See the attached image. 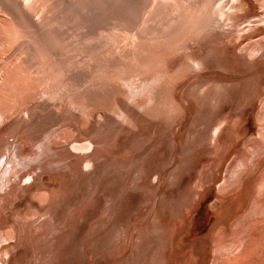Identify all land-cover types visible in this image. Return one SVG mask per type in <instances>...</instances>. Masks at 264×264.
Instances as JSON below:
<instances>
[{"label": "bare ground", "instance_id": "6f19581e", "mask_svg": "<svg viewBox=\"0 0 264 264\" xmlns=\"http://www.w3.org/2000/svg\"><path fill=\"white\" fill-rule=\"evenodd\" d=\"M122 1L125 3L122 4ZM237 1L0 0V175L5 171V176H0V242L8 244L10 239L18 237L17 245L19 243H22V246L26 245L22 248L24 253L27 250L32 253L39 251L33 254L31 264H66L65 253L68 250L66 239L70 234H76L81 229L83 223H79V220L91 209L85 204L74 210L72 222H68L63 229L53 226L58 219L52 212L43 218L31 219L29 225L35 228L39 226L43 230L47 227V234H42L46 236L44 243L41 239L31 241L26 230V216L31 215L33 211V201L28 206V209L32 210L30 213L26 215H21L22 212L18 213L16 220H10L6 215L12 201L14 199L19 201L21 195L26 192L27 186L36 184L41 187L42 190L40 189L41 191L36 193L35 199L33 197L32 200H38L41 204L40 210H44L53 205L60 191L65 193L73 182L83 183L85 178L92 184L90 195H93L98 183L97 170L101 173L106 167L114 171L117 166H123L127 173H130L128 163L117 161L114 157L116 148L122 141V133L126 130L135 131L137 125L147 117L148 112L158 114L174 111V114L177 112L179 119L183 120L184 107H181L179 97L175 98L173 92L184 85L190 77L194 79L193 85L196 89L193 90H197L200 85L211 86L202 94L196 95L194 100L188 96L189 88L182 89L181 97L184 101L187 99V102L183 101L184 106L188 105L189 108L190 105L191 112L195 109L196 121L207 114L205 120L216 123L214 127L221 123L220 110L224 106V103L217 102V99L232 95L236 96L234 98L238 101L240 99L246 101L252 97L250 92L252 87L246 84V80L240 78L245 73L264 69V58H262L264 41L261 39L249 41L241 48L239 55L243 60L239 64L228 58L226 44L230 45L233 40L236 43L238 40L236 35H241L248 27L261 22L262 18L252 21L254 17H251L252 13L249 11L246 15L242 9L237 14H233L230 9ZM257 1L261 2L260 8L264 10V0ZM240 3L246 2L240 0ZM53 10L56 13L67 14L62 21L60 14V17L57 16L62 23L56 21V14L53 15L54 18L48 16ZM68 14L74 20L71 24L70 21L68 24L66 22L72 20L68 18L70 17ZM64 20L66 24L65 22L63 24ZM14 28L20 30L15 31ZM73 34L79 39L77 43L69 41V35L72 37ZM24 37L27 39H23ZM14 43L16 45L10 48L9 44ZM212 45L216 47L211 49ZM205 48L206 53H204ZM215 49L217 50L213 51ZM16 50H20V58L23 61H17L18 64L15 63L11 72L4 71L5 60L12 57V52ZM35 61L38 67L34 69L35 65L32 63H36ZM215 69L225 72L224 77L234 75L235 79L231 84L220 83L217 80L220 76L218 73H212L204 78ZM47 71L52 72L51 78L46 77ZM29 72L31 74H28ZM55 74L59 77H54ZM250 79L255 81L253 88H257L258 91L264 86V72H258L247 80ZM29 82L38 84V88L35 89L39 95L38 99L26 86ZM8 87L10 89H7ZM215 87H219L220 92L218 90L214 92ZM148 88L146 94H139ZM13 90L20 93L19 98L26 100L22 108L11 105L12 102H16L10 100ZM137 94L138 97L129 103V100ZM212 101L215 109L208 111ZM98 110L104 111L107 117L111 115V118L107 119L104 116L98 119L97 121H101L96 127L93 123L96 122L95 115ZM138 110H143L140 116ZM80 122L84 123L83 131L78 128ZM169 126L170 132L175 135L176 130L170 124ZM195 128H192L191 135L199 136V139L192 142V146H197L203 132V129ZM209 129L211 130L212 127ZM177 130L181 131V123L177 126ZM214 130L213 128L210 131L212 135ZM96 131L98 137H90ZM263 134L260 131L258 137L246 143L261 144ZM10 138H13L12 143L9 141ZM134 145L128 147L126 152L133 150L141 152L149 146L151 149L153 138L146 139L144 136L136 138ZM189 146L184 148L180 156L179 167L170 174L174 179L169 182L170 185L176 184L185 170L190 167L188 166ZM164 149V144L158 146L153 157L140 166L138 179L141 181L138 185L128 187L132 185V178L128 175L127 180H130L131 184L123 183L125 189L120 190L119 196L125 195V197L120 199L118 214L120 206L133 193L141 190L140 196L149 197L155 186H158L162 168L158 166L155 170L150 167L156 155ZM260 152L264 156L263 151ZM23 155L28 159L21 164ZM258 156L260 157L261 154ZM248 158L250 160V157ZM254 161L252 160L251 165L256 164ZM19 166L24 169L18 170ZM260 167L261 165L258 168L246 169L238 182L237 187H240L238 191L244 187L242 184L246 182L247 177ZM50 174H56L55 178L60 185L58 191L45 189L43 176ZM153 177L157 179L152 183ZM209 177L210 173L207 171L200 179L198 187L202 188ZM233 184L232 182L231 185ZM237 187L229 192L227 187L220 186L219 194L234 196ZM254 192L257 198L255 202L252 201L254 203L249 211L229 227L228 233L236 239L230 237L226 241L225 237L228 233L226 235L225 230L215 233L213 247L217 256L215 258L213 256L212 264H264L262 255L264 252L261 250V247H264V221H258L264 218V202L262 200L258 202L259 195L262 194L264 197V174L255 179ZM153 197L154 204L149 207L148 217L155 214L159 193H153ZM192 199L201 200L200 192H196ZM12 208L16 206L13 205ZM73 208L69 210L71 213ZM5 225H7L6 230H3ZM234 228L238 231H233ZM241 228L243 229L239 230ZM50 235L51 238L48 239ZM166 240L171 241V236ZM89 245L90 243L83 245L87 247L82 252L80 248L75 251L78 258L82 264H100V258L94 262L100 248L96 250ZM172 248L175 249L174 246ZM89 254H91L90 258H86ZM12 255L11 252L9 256H5L2 252L0 264H8ZM183 255L185 256L181 260L184 259L185 262L181 264H199L196 253L187 252ZM165 261L170 264L167 257Z\"/></svg>", "mask_w": 264, "mask_h": 264}, {"label": "rangeland", "instance_id": "374dc122", "mask_svg": "<svg viewBox=\"0 0 264 264\" xmlns=\"http://www.w3.org/2000/svg\"><path fill=\"white\" fill-rule=\"evenodd\" d=\"M245 2L246 3L241 4L240 0H238L231 7L232 9H230V11H232L233 14H237L238 11L242 9L246 12V15H248L247 12L250 11L252 13L251 17L254 16L252 21H256L259 18V20L262 18V21L252 25L253 28L248 27L241 35H236L238 39L236 43H234L233 40L230 45L226 44V50H228L229 53L228 58L235 64H239L240 61L243 60L239 55V52L249 41H257L260 39L264 41V10L260 8L261 2H258L257 0H245ZM121 3L124 4L125 2L122 1ZM65 14L66 13L60 12L56 13V11L53 10L49 12L48 16L51 17L55 15V19H57L58 16L62 21L66 18L64 16L67 14ZM51 18H54V16ZM68 18L72 20H65H67V24L69 21V24H71L74 20L71 16ZM65 20L63 21V24ZM56 21L62 23L60 22V19H57ZM64 28L66 29V27ZM14 30L19 31L20 29L14 28ZM71 34L72 33H70V35ZM74 34L72 37L69 35V41L71 43H74V41L77 43L79 41L78 37H76L78 34L76 33V36ZM23 39L27 38L24 37ZM9 45L10 48H13L16 44L14 43ZM81 46H83V44ZM214 47H216V45H212L211 49H214ZM206 48L204 53H206V50L208 49ZM20 50L12 52V57L5 60V66L3 68L4 71L9 70V72H11L15 63L18 64L17 61L22 60V58H20ZM216 50L217 49L213 51ZM208 52L210 51H207V53ZM215 54L216 53H214V55ZM33 63L32 65H35L33 66L34 69L35 67H38L37 62ZM32 70L33 69H31V71ZM187 70L189 71L188 67ZM47 72L49 75L46 74V77L51 78L52 72ZM258 72L263 73L264 69L253 73H245L240 78L241 80H246V84L249 87H252V90H250L252 97L250 99L246 101L240 99L238 101L234 98L236 96L232 95L219 98V100L217 99V102L222 101L224 103V109L222 108V110H220L221 123L219 126L217 125V127H214L216 123L205 120L207 114H205L204 118L201 120L196 121L195 109L191 112L190 105L189 108L188 105L184 106V100L181 97L183 91L182 89L189 88L191 93L189 92L188 96L190 99L194 100L196 95L202 94L207 87L211 86L208 85L202 87V85H200L199 88L202 87L200 91L198 87L197 90H193L196 89L193 85L194 79L190 77L184 85L176 88L173 92L175 98L179 97V102L182 104L181 107H184L183 109L185 111L182 113L185 117L183 120L179 119L180 116H178L177 112H175V116L174 111H172L173 113L170 111L168 113L158 114L148 112L146 115L147 117H144L141 123L137 125L135 131L126 130L122 133V141L118 148H116V154H114V157L117 161L127 162L130 173H127L123 166H117L118 168L116 167L114 171H112V169H108V167L104 168V170L102 169L101 173L97 170L96 172L99 174L97 177L98 183L97 187L94 189L93 195H90L92 184L89 179L85 178L83 183L80 182L78 184V181L73 182V185L70 186L65 193L60 191L53 205L46 207L44 210H40L41 204L38 200H32L33 197L35 199V194L42 190L41 187L36 184H30L27 186L28 188L26 192L21 195L19 201H16V199L12 201L13 203H11V206L7 209L6 215L10 220H16L18 213L22 212L21 215H26L33 210L31 215L29 214L30 216H26L27 234L31 241H38L41 239L44 243L46 236L42 234H47V227L43 230L39 226L35 228L34 226L29 225V221L31 219L37 217L43 218L48 213L52 212L58 219L55 221L53 226L63 229L66 224L68 225V222H72L73 211L77 208L79 209L85 204H88L91 211L79 220V223H83V226H81V229L76 234L72 233L66 239L68 247V250L65 253L66 264H82L75 251L80 248V251L82 252L84 248L87 247H83V245L88 243H90L89 247L91 248L96 250L100 248L99 254L94 258V262L100 258V264H167L165 261L166 257L170 264H181L182 262H185V260L183 259L182 261L181 258L184 257L185 255L183 254H187V252L196 253V260L199 264H212L213 259L217 256L213 247L215 233H220L222 230H225L227 235L230 225L235 223L244 213L249 211L252 203H254L257 198V195L254 192L255 179L260 176L262 177L264 174V156L262 152H260L262 150L264 153V138L263 140H260L261 144H253L252 142H249V144L246 143L249 140H253V138L258 137L260 131L262 134L264 133V120L261 121L264 119V86H262L260 91H258L257 88H253L255 81L251 79L247 80L248 78L256 75ZM212 73L220 74V76L217 77V80L220 83L228 82L231 84V82L235 79L234 75L224 77L225 72H221V70L218 69L206 74L204 78L209 77ZM28 74H31V72ZM54 77L59 76L56 75ZM26 86H28L31 93L35 95L36 99H38L39 95L37 94V90H35L38 88V84L29 82ZM243 88H245V86ZM7 89H10V87ZM214 89H216V91ZM214 89V92L219 91V87H215ZM147 91H149V88L148 90L145 89V92L143 91L139 94H146ZM139 94L129 100V103L133 102ZM10 95L12 96L10 100L16 101L12 102L11 105L16 106V108H22L26 100L19 98L20 93L13 90ZM184 102H187V99H185ZM213 105L214 101L211 102V106L210 108L208 107V111H213L215 109V105L214 108ZM205 109H207V107H205ZM142 111L143 110H138L139 116ZM104 116L107 117L106 113L102 110H98L95 115L96 122L93 123V125L95 124L97 127L99 121H101L97 120ZM110 118L111 115L107 117V119ZM180 123L181 131L177 130V126H179ZM169 124L176 130L175 135L170 132L171 127ZM194 127H196V130L203 129L201 139L197 146H192L195 140L199 139V136L195 137L194 135H191L192 128ZM211 127L212 129H215L213 131V135L212 132H210L212 129H209ZM78 128L80 131H83L84 123L80 122ZM97 135L98 133L96 131L92 133L90 137L93 138ZM142 136L146 139L150 137L153 138L152 148L149 149V146L145 147V149L141 152H137V150L126 152L128 147L134 145V140ZM9 141L12 143L13 138H10ZM163 144L165 145L164 151L156 155V159L151 163L152 166L150 167V169L155 168V170L158 166L162 168L158 186H155L154 191L149 197L140 196L141 190L133 193L125 199L124 204L120 206L118 214L117 211L120 205V199L125 197V195H120L121 197L119 196L120 190L123 191V189H125V184H131V181L127 180L128 175L132 178V185L128 187L138 185L141 181L138 179V173L141 172L140 166L146 162L147 159L153 157L156 152V148ZM134 146L136 148L137 143ZM188 146L190 147V162L188 164L190 167L185 170L176 184L170 185L169 182L174 180L170 174L179 167L181 162L180 156L182 155L184 148H187ZM255 148L257 151H255ZM146 150L148 151L147 153L145 152V154L144 151ZM259 154H261L260 157L258 156ZM248 157H250V160ZM21 159L20 163L23 164L28 158L26 155H23ZM246 160L249 162H246ZM252 160H255L254 162L256 163H252L253 166L251 165ZM259 165H261L259 170L255 171V173L253 172L251 176L247 177L245 182L247 184L243 183L242 185H244V187L240 190L241 192L238 191L240 187H237V185L241 179V175L246 172V169L250 170L256 167L258 168ZM17 169L23 170L24 167L19 166ZM207 171L210 173L209 180L202 188H199L198 183H200V179L203 178ZM4 174L5 171L0 176L4 177ZM55 177L56 174L43 176L46 190H59V181ZM156 179V177H153L152 183L155 182ZM232 182L234 183L233 185H231ZM123 183L125 184L123 185ZM220 186L222 188L227 187L229 192L237 187L235 192L236 194L234 193V196L219 194L218 188ZM198 191L201 194V200L193 201L192 198ZM156 192L157 194L159 193V198L157 200V206L154 212L155 214H151V216L148 217L147 214L149 213V207L151 204H154L153 193ZM237 192L240 193L237 194ZM259 196L258 202L261 200L264 202L262 194ZM89 198L90 201H88ZM253 200L254 202H252ZM30 202L33 204L32 210L28 209V206L31 204ZM13 205H15L16 208L13 209ZM69 205L71 206L68 209ZM72 208L73 210L71 213L69 210ZM179 220H181L180 223ZM258 221H264V218H260ZM177 223H179L178 226H180L176 232ZM6 227L7 225L3 226V230H6ZM243 228L239 230H242ZM233 231H238V229L234 228ZM50 232L53 234L52 231ZM228 235L225 237V240L230 239V233H228ZM170 236L171 241H167L166 239ZM50 238L51 235L48 236V239ZM232 238L235 237L233 236L231 239ZM17 239L18 237L12 240L10 239L8 244L0 242V247L2 249L0 254L4 252L5 256H9L11 252L13 253L11 258L8 260V264H31L32 256L37 254L39 251L37 253H32V251L27 250V252L24 253L22 248L26 245L23 244L22 246V243L17 245ZM93 239H95L94 241L97 244L93 242ZM173 246L175 249L172 248ZM4 247H6V250ZM261 250L264 252V247H261ZM224 254L225 253H223V255ZM58 255L59 253L56 255V259ZM262 255L264 257V253ZM15 256L17 257L16 260L14 258ZM89 256H91V254L86 256V258H90ZM220 256H222V254ZM56 261L57 260H55V262Z\"/></svg>", "mask_w": 264, "mask_h": 264}]
</instances>
